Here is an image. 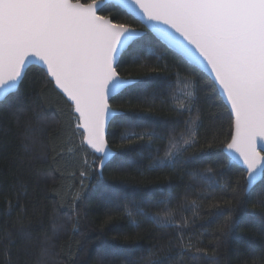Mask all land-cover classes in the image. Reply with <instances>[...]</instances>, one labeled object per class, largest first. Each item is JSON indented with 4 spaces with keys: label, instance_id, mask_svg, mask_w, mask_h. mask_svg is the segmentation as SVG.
I'll list each match as a JSON object with an SVG mask.
<instances>
[{
    "label": "trees",
    "instance_id": "16d2710c",
    "mask_svg": "<svg viewBox=\"0 0 264 264\" xmlns=\"http://www.w3.org/2000/svg\"><path fill=\"white\" fill-rule=\"evenodd\" d=\"M98 13L144 34L116 66L144 86L110 99L112 108L144 119L133 127L110 121L106 139L119 155L101 178L73 107L37 66L28 67L18 91L0 102V264H264V178L243 191L246 171L225 152L233 118L211 79L118 6L106 3ZM189 127L192 145L171 166L151 168L169 136L187 138ZM124 131L153 135L122 141ZM85 160L92 167L82 183ZM236 197L255 215L225 236ZM165 209L172 224L149 219Z\"/></svg>",
    "mask_w": 264,
    "mask_h": 264
},
{
    "label": "snow or ice",
    "instance_id": "6c2138e0",
    "mask_svg": "<svg viewBox=\"0 0 264 264\" xmlns=\"http://www.w3.org/2000/svg\"><path fill=\"white\" fill-rule=\"evenodd\" d=\"M106 3L108 0H0V100L18 91L34 58L45 82L54 81L55 87L74 104L79 114L76 130H83L81 144H86L99 161L97 175L101 178L103 168L119 155L106 139L110 119L128 127L144 119L140 112L129 114L109 106L110 97L145 84L141 79L121 77L116 70L119 58L133 45H139L144 34L129 24L99 15ZM114 3L131 20L142 23L145 31L158 32L162 40L210 73L213 92L219 89L225 100L224 111L233 118L234 131L226 149L239 154L246 171L243 191L250 194L264 178V0ZM136 59L133 57V61ZM190 86V82L185 83L183 89ZM183 95L190 100L193 92L184 91ZM184 107L183 103L179 105ZM188 110L191 114V102ZM186 132L191 133L187 138L185 132L170 135L163 157L153 159L150 167L174 164L178 155L186 151L185 145L194 142L195 132L190 127ZM152 135L124 131L120 138L142 140ZM91 167L85 160L79 173L82 183ZM75 199H81V193ZM236 200L239 207L228 209L225 236L235 231L241 219L255 215L243 212V202L239 197ZM234 212L243 214L232 215ZM128 215L133 213L129 211ZM149 219L164 227L173 223V213L165 209ZM23 230L21 221L20 231Z\"/></svg>",
    "mask_w": 264,
    "mask_h": 264
},
{
    "label": "water",
    "instance_id": "95a60500",
    "mask_svg": "<svg viewBox=\"0 0 264 264\" xmlns=\"http://www.w3.org/2000/svg\"><path fill=\"white\" fill-rule=\"evenodd\" d=\"M108 3H110V4H113V5H115V6H117L115 3H114V0H108ZM99 12V11H98ZM99 14V13H98ZM100 15V14H99ZM142 24V23H141ZM160 27L161 28H165L166 26L165 25H160ZM139 32H141L142 33V31H141V29H139V28H136ZM152 35H154L158 40H160L162 43H164L168 48H170L171 50H173L175 53H177L179 56H181L185 61H187L190 65H192L193 67H195V68H197V69H199L200 71H202L203 73H205L207 76H209V78L210 79H212L211 78V76H210V73L207 71V69H203V66L202 65H200V66H196V65H194L193 63H192V61H191V58H189V57H187V56H185V55H183V53L180 51V50H178L177 48H175V47H173V46H171L167 41H164V40H162L161 38H160V36H159V33L158 32H155V31H149ZM119 61V60H118ZM38 63L39 62H37V61H35V59L33 58V61H32V65H34V66H37L38 65ZM50 79V78H49ZM53 83V85H54V87H55V82L53 81L52 82ZM55 89L70 103V105L73 107V111H74V114L79 118V114L78 113H76L75 112V106H74V104L68 99V97L62 92V91H60L59 89H57L56 87H55ZM217 90H218V92H219V89L217 88ZM219 95H220V97L222 98V100H223V102L225 103V100H224V98H223V96H222V94L219 92ZM110 99H111V97H110ZM110 99H109V106H110ZM2 100H0V102H1ZM110 108H112L111 106H110ZM113 110H117V109H114V108H112ZM112 119H110V121H111ZM110 121H109V123H110ZM109 123H108V125H109ZM108 125H107V127H106V135H107V128H108ZM81 131H83L82 129H81ZM234 131V128H233V130H232V132ZM231 141V138H230V140H229V142ZM86 145V144H85ZM87 146V145H86ZM225 152H226V154L237 164V165H239L240 167H242L243 168V164H242V160L239 158V154L238 153H236V152H234V151H232V150H228V149H226V146H225ZM262 155H264V152H262ZM262 179V178H261ZM261 181V180H260ZM259 182V181H258ZM257 182V183H258ZM256 183V184H257Z\"/></svg>",
    "mask_w": 264,
    "mask_h": 264
},
{
    "label": "rangeland",
    "instance_id": "374dc122",
    "mask_svg": "<svg viewBox=\"0 0 264 264\" xmlns=\"http://www.w3.org/2000/svg\"><path fill=\"white\" fill-rule=\"evenodd\" d=\"M89 2H91V1H89ZM89 2H88V3H89Z\"/></svg>",
    "mask_w": 264,
    "mask_h": 264
}]
</instances>
